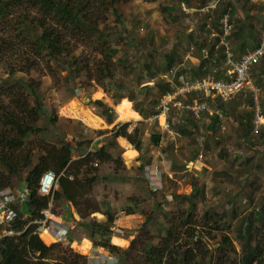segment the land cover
Instances as JSON below:
<instances>
[{"label":"trees","instance_id":"1","mask_svg":"<svg viewBox=\"0 0 264 264\" xmlns=\"http://www.w3.org/2000/svg\"><path fill=\"white\" fill-rule=\"evenodd\" d=\"M119 1L121 0H0V20L6 18L15 8H25V10L30 8L18 16L20 31L29 34L34 41V47L40 52H46L51 58H57L65 52V41L67 44L70 43L65 40L62 33H66V37L69 35L71 37H100V40L104 42H107L109 37L115 35L116 48L107 46V44L105 46L103 41L100 44V52L103 58L96 63L97 74L94 75L95 80L100 81L105 76L111 77L113 79L111 90L113 102L116 104L121 98L126 97L133 102V110L137 111L142 119H147L158 109V93L153 92L150 100L140 98L134 90V80L141 83L145 78H148L157 87H165V89L161 90L162 92L160 91L162 97L173 87L169 82L160 77V73L168 71L173 67H179L185 61L187 51L186 49L179 51L174 46H171V48L164 52L162 62L158 63L156 61V66L152 67L151 63L147 62V59L152 57L154 58L153 61H155L156 55L160 51H164L165 40L157 41L154 36L146 38L145 35L136 37L133 29L130 30V27L134 26L133 20H126L120 15L116 16L115 24L109 22L108 13L115 10V4ZM207 2L208 0H184V5L186 8L200 9ZM230 4L233 6V11L230 12V18L229 16L228 18L230 21L235 18L228 36L231 48H233L232 39L239 38L242 33L253 35L257 45L260 32L264 28V13H262L264 3L260 1L251 2V0H234L229 2L228 5L230 6ZM247 7L246 14L243 17L239 16V8L242 10ZM225 11L226 8H217L214 11L218 15L217 19H215L217 27L219 20L226 13ZM184 15L185 13L183 12L182 16ZM178 18L180 17L177 15L175 19L180 21ZM182 23L184 34L189 28L185 26L186 22ZM105 26L107 31L103 29ZM195 34L200 36V33L190 31L187 33L186 39L191 42ZM179 35H182V33ZM202 40L201 43L193 45V52L190 57H198L201 61L200 64L203 66L204 59L201 50L204 48L209 55H218L217 58L220 59L219 64L224 63L222 49L220 53L215 49L218 37L211 38L209 33H206V36ZM193 41H197V39L195 38ZM139 44V49L143 51L144 57L140 71L136 67L139 63H133L134 60L131 57L129 59L127 55V53L130 54V50H133ZM63 56H66V54L64 53ZM68 59L71 65L69 71L82 66L81 62H77L71 57ZM120 62H126L127 64L125 65H130L133 68L132 72L134 75L131 78L116 75V65L120 64ZM181 71H184V69L179 70L180 73ZM249 73L253 82L261 88V103L264 111V60L251 65ZM8 80H2L0 85V92L6 93L10 100V103L6 106L2 107V103L0 104V165L7 169L9 174H5L0 170V189L14 187L15 184L10 180L9 175H15L18 176L20 181L18 187H27L31 193V197L28 201H21L20 204L18 201L12 204L13 209L16 211V217L5 224L4 228L13 233L5 235L0 239V264H52V261H47V258L61 252L62 250L58 248L61 244L45 245L34 233L35 225H28L31 219L40 216L41 210L48 206L51 198L52 203L55 200H65L70 210H75L82 218L86 219L83 220L82 224L93 225L94 235L97 238L95 244L115 254L116 264H207L209 257L211 259L212 257H217L218 264H225L222 263L221 255L216 256L215 254L221 250L229 249L232 245V238L229 234L222 232L221 238L218 241V249H211L207 245L211 229L205 230L204 227L198 226L194 221L196 193L176 197L179 200H186V204L183 206L179 203L181 209L179 217L181 218L182 226L168 227L167 235L160 244H153L148 237L146 239L135 237L127 248L114 244L111 241L113 231L110 227L114 225L115 213L111 212L109 207H100L92 194V188L98 176L94 174L85 178H79L78 174L82 170L89 171L99 162L113 161L117 168L124 165V163L119 158H116L112 152L106 150L105 147H101L96 151L86 152L88 144L80 141L76 142L79 152L80 154L86 153L84 156L72 160V147L65 144L63 138L62 140L59 138V140L57 139L53 143L44 141L45 143L43 142L41 146L44 153L38 154V157L36 156L37 160L34 161L35 153L31 150L32 148L24 147V144L33 134L31 133L33 128L25 122L26 120L39 119V112L41 111L43 116L39 131H45L52 120L46 109L40 104L37 89L33 84L29 83L28 86L30 95L34 97V100L31 102L29 99L30 95L26 96L22 94L24 98L22 97L23 99L18 101L19 99L15 100L14 98L13 100L11 98V93L16 91V87L10 88L9 86H4V83H7ZM242 99L243 95L240 92L235 98L230 100H219L218 106L223 111L235 112L240 107ZM91 102L99 108V113H97L99 116L104 118L108 123L113 121L116 113L111 106L100 99H95ZM13 108H17L18 110L12 111L11 109ZM172 114L177 115V112L174 110ZM236 115L238 116L237 119H239L236 125L239 124L240 136L245 137V142H250L252 145L259 147L261 145L264 146L263 130L253 131L252 110L241 109ZM207 118H212L211 125L209 126L208 124V129L213 133L220 122L216 116H207ZM181 120L182 116L169 119L172 127L179 131L181 136L190 132L191 128H196L193 124L195 118H189L188 116L185 123ZM126 128L127 123H123L118 126L117 130L116 128L113 129L114 132L110 143L119 151H122L123 147L118 143L116 137L118 134H126ZM151 136H154L151 142L155 145H159L160 140L167 141V144L170 146L167 153L168 157L172 154L173 149L176 150L178 146L179 138L176 140L168 138L160 130H157ZM128 138L134 142L137 150L141 151L144 148V140L140 138L137 132L129 134ZM81 143L85 146H82ZM17 149L20 150V153L17 152ZM253 155L241 161V164L244 166H241V169L237 172L239 173L237 178L242 180V194L244 196L242 201L245 211L239 210V215H237L236 210L230 213L234 219H239L243 223L242 228L234 231V236L241 243L240 253L247 255L244 260L242 259V264H264V233L259 232V227L264 226V202L257 198L256 191V189H261L263 185L247 177V173L251 169L254 160ZM50 169L58 177L57 186L51 197L38 193V179L44 171ZM231 172L227 171L224 173L226 176L236 177L234 175L236 172ZM117 174L120 175L118 171L113 170V172L103 175L102 178L116 182L118 179L116 177ZM166 178L168 179V176L163 174L162 182L165 180L164 183H166ZM248 186L254 192L245 190V188L249 189ZM163 188L165 187L163 186ZM248 203H253V208H246ZM158 206H160L159 202L154 201V210L150 212L148 219H154L153 213ZM234 209H239V207H235ZM97 211L103 214L101 219L90 217L92 213ZM131 212V207L125 209L126 214H130ZM24 213L26 214L25 217H23ZM137 245H139L140 249L137 248ZM70 254L74 257V260L69 258ZM77 258H80V256L70 252L69 255H60L58 261L60 259V264H80L77 262ZM211 263L216 264V260L212 259ZM84 264H87L85 259Z\"/></svg>","mask_w":264,"mask_h":264},{"label":"rangeland","instance_id":"2","mask_svg":"<svg viewBox=\"0 0 264 264\" xmlns=\"http://www.w3.org/2000/svg\"><path fill=\"white\" fill-rule=\"evenodd\" d=\"M228 4L229 2L227 3L225 14L229 16L227 11H230L233 6L230 4L231 9H229L230 6ZM29 9L30 8L27 10H25V8H15L6 18L0 20V85L2 80L9 79L7 83H4V86H9L10 88L16 87V91L11 93V98L21 101L24 98L22 94L26 96L30 95L28 84H33L37 89L40 104L43 105L52 120L49 123L48 129L45 131H39V127L42 124L41 118L43 116L41 111L39 112V119L26 120L25 122L33 128L31 130L33 134L24 144V147L32 148L31 150L35 153V158H33L34 161L37 160L38 154L44 153L41 148L44 141L53 143L57 141V139L59 140V138L62 140V138L66 139L67 137L72 138L73 142L80 141L89 144L87 147L92 146V150L95 147L96 149L100 146L105 147L106 150L112 152L113 155L118 158L117 156L120 151L114 148L110 142L113 136V128L117 127L116 124L125 122L127 123L126 129L129 133L132 134L137 132L140 138H143L145 150L150 149L152 154L160 150L162 155L159 156L157 160L161 165L159 169L161 171L164 170L162 174L168 176L169 173L178 180L180 179L181 183L178 186H173L167 191L159 186V181L157 186H151L152 183H150V178L153 174L152 171L156 170L155 167L146 168L140 178L131 180V178L128 177V180H124L125 177L128 176L127 167L124 164L117 168L113 161L99 162L89 171L82 170L79 172V178H85L94 174L98 176L92 188V194L100 207H109L111 212L115 213L114 225L110 227L113 231L111 241L122 248H127L135 237L143 239L148 237L153 244H160L167 235L168 227L176 225L182 226V221L179 217L181 210L179 203L183 206L186 204V200H179V198L175 199L173 195L179 193L177 197H180V192L184 193L192 189L193 191L196 190V212L194 221L198 226L204 227L205 230L211 229L208 235L209 239L207 245L211 249L216 250L219 248V245L214 248V244L218 243L221 238V233L224 232L229 234L232 238L231 247L224 251L221 250L215 255H221L222 263L242 264V259L244 260L247 255H242L240 253L241 243L234 236V231L242 228L243 223L230 215L231 211L234 212V210L237 211V215H239V210L245 211L242 201L244 198L242 194V180L237 178L239 174L237 172H239L241 166H244L241 164V161H244L248 156L256 152V154L253 155L254 160L251 169L247 173V177L263 185L261 189H256V191L257 198L264 202V146L261 145L259 147L252 145L250 142L246 143L245 137L243 138V136H240L241 131L239 129V124L236 125L239 122L236 114L240 111H224V118L218 119L220 123L217 129L211 134H209L208 130L209 120L207 117L201 120H194L195 122L193 124L196 128H191L190 132L182 134L178 139L176 150L173 149L170 157L167 156L170 149L167 141H161L159 145H155L151 142V134L160 129L156 127L149 118L142 119L138 117L137 119L119 120L115 107L113 110L116 116L113 117L111 123H108L104 118L99 116L103 120L102 127L92 128L89 126L83 129L81 125L82 121L71 116V113L68 111L72 104H75L73 100L77 93H80V97H82L83 94L86 95L85 101H87V106L96 116L99 115L97 114L99 113V108L94 106L91 101L100 99L109 106H111V103L115 106L121 99H127L123 97L118 103L115 104L113 102V97L111 96L113 79L111 77L105 76L100 81L95 80L94 75L97 74L96 63L103 58L100 52V44L103 40H100V37L95 38L94 36L71 37L69 35L66 37V33H62L65 40L70 42L67 44L65 41L66 49L64 53L68 57L63 56V53L61 54L62 56L51 58L46 52H40L34 47V41L29 34L20 31L18 16L23 11H28ZM184 11H186V8L183 6L181 0H121L115 4V10L109 12L107 17L108 21L113 24L116 22L117 15H120L126 20H133L134 26L130 27V30L133 29V33L136 37L145 35L146 38L154 36L157 41L165 40L164 44L166 45L164 51H160L159 54L156 55L155 61H153L154 58L152 57L147 59V62H150L153 67L156 66V61L158 63L162 62L164 52L171 48V46H174L179 51L186 49L187 53L193 50L191 44L195 37H193L191 42H189L186 37L187 33L191 30H199V25L195 27V24H198L199 18L190 24L188 23L190 22L188 17L183 19L182 12ZM177 15L180 17L178 18L180 21L175 19ZM214 16L217 17L218 15L214 13ZM181 21L186 22L185 26L189 28L184 34ZM220 26L219 20L218 27L217 29L215 28V31H217L216 34L220 32ZM103 29L107 31L106 26L103 27ZM180 33H182V35H179ZM202 36H204V33L200 34V37ZM114 40L115 35L109 37L107 42H103L105 46L107 44V46L116 48L117 46ZM139 48L140 44L134 47L133 50H130V54L127 53V55L129 59L131 57L132 60H134L133 63H139L136 67L139 68L140 71L144 62V57L143 51ZM215 49H217L219 53L221 52L220 46L215 47ZM70 57L77 62H81L82 66L73 71H69L71 65L68 58ZM207 62L209 61L205 63ZM125 64L127 63L120 62V64L116 65V75L124 78H131L134 75L132 72L133 68ZM162 65L164 66L163 63ZM209 67L210 68H207V72L213 73V69L211 66ZM175 69L178 74L179 68ZM163 89H165V87H157V85L153 81H149L148 78H145L141 83L134 80V90L140 98H147L150 100L153 92H156L158 93L157 99L160 103V94ZM98 90L102 91L101 95L97 94ZM29 99L32 102L34 97L30 95ZM129 102L133 109V102L130 100ZM1 103L2 107L10 103L6 93L0 92V104ZM11 110L18 109L13 108ZM172 111L174 112V110ZM172 116L177 117L178 114H173ZM97 131L101 133V139H95ZM124 137L127 138L126 135H124ZM198 138L199 143L197 144ZM17 152L20 153V150L17 149ZM162 156L166 157L163 161L164 163L159 162L160 159H163ZM71 158L72 160L77 159L75 153L71 152ZM152 158H154V155ZM0 170L5 174H9L8 170L1 165ZM113 170L120 173V175H116L118 178L116 182L102 178L103 175L111 173ZM227 171H235L236 173H234V175H236V177L226 176L224 172ZM9 178L15 186L2 188L0 192L6 194L10 189L15 191L23 190L26 191L24 196L18 195L12 198L18 201L19 204L21 201H28L31 197L28 188L18 187L20 184L18 176L9 175ZM168 179L171 181L172 177H168ZM112 183H115V185ZM248 187L249 189L245 188V190L254 192L250 186ZM98 195H103L105 199L109 198L108 196L111 195L114 197V203H111L109 198L107 202L101 204V202L98 201ZM167 197L171 199L170 202H173V199H175L174 203L176 205L165 203ZM119 200H121L122 203L120 205L117 204ZM154 201L159 202L160 206H164L166 211L163 213L162 208L158 206L153 213L154 219H148L150 212L154 210ZM124 204L127 205L124 206ZM67 205L68 203L65 200H55V202L52 203V207L57 210L66 209L68 208ZM127 207L132 208L130 214L125 213ZM235 207H239V209H234ZM247 207L253 208V203H248L246 208ZM116 208H122V211L117 212L115 211ZM159 210H161L162 213H157ZM72 212L75 214V216H73L77 221L76 226H89L91 228V246L89 250L85 252L83 249L73 244L72 233L76 228L75 226L70 236L66 239L57 243L46 241L47 245L61 244L58 248L62 251L55 256L47 258V261H52V264H60L61 261L60 259L58 261V257L62 254L69 255L70 252L80 256V258H77V262L80 264H84V259L87 263V260L89 262L92 258L95 260L100 258V252H103V249L95 244L97 238L94 235L93 225L82 224L83 220L86 219L82 218L75 210ZM204 212L205 215H203ZM165 213H167V215ZM25 215L24 213L23 217H25ZM90 217L101 219L103 214L97 211L92 213ZM259 228V232L264 233V226ZM137 248L140 249L139 245H137ZM110 253L113 254L112 252ZM113 256L116 255L113 254ZM69 258L74 260L71 254ZM208 259L211 258L209 257ZM212 259H215L216 264H218L217 257H212Z\"/></svg>","mask_w":264,"mask_h":264},{"label":"built area","instance_id":"3","mask_svg":"<svg viewBox=\"0 0 264 264\" xmlns=\"http://www.w3.org/2000/svg\"><path fill=\"white\" fill-rule=\"evenodd\" d=\"M220 25L221 31L216 47H221L224 62L229 66L227 79L218 78L207 72L196 79L188 80L183 74H177L175 68L160 74L162 78L173 85L174 89L163 95L160 99L157 112L149 119L151 122L157 124L162 132L171 139H176L180 136L179 131L172 128L168 119L173 109L179 114L187 113L196 119L200 118L203 112L217 115L220 119H223L225 114L218 106V101H227L235 98L240 92L243 95V99L238 110H252L254 131L262 129L264 132L261 88L253 82L249 73L251 65L264 60V28L260 32L258 44L236 56L228 40L232 23L226 15L221 18ZM191 48L193 49V46ZM192 52L193 50L189 54ZM76 98L77 100L81 99L80 93H77ZM84 102H86L85 98ZM117 139L127 149L119 155L120 159L125 162L130 158L128 151L133 145L127 142L126 138L122 135H118ZM70 141L71 138L67 137L66 142L69 143ZM81 156L79 155V157ZM57 179L58 177L53 170L44 171L38 179V193L51 197L57 186ZM158 181L161 187L160 178H156L153 186H157ZM6 199H4L5 201L0 200V239L5 235L13 233L12 231L3 230L2 226L16 217V211L12 207L15 200H13L12 196L6 197ZM119 211L121 212L122 209H119L117 212ZM73 219V214L70 210L54 209L51 198L48 206L41 210L40 216L31 219L28 225H35L34 233L47 245V240L57 243L69 237L76 226ZM88 264H116V261L109 252H105V254L100 255V258L96 260L91 259Z\"/></svg>","mask_w":264,"mask_h":264},{"label":"crops","instance_id":"4","mask_svg":"<svg viewBox=\"0 0 264 264\" xmlns=\"http://www.w3.org/2000/svg\"><path fill=\"white\" fill-rule=\"evenodd\" d=\"M181 1H182V4H183V0H181ZM231 1L232 0H213V1L210 0V1L207 2V4L204 7L200 8L198 10L195 9V8H186L184 6L186 8V11L184 12L185 15L183 16V19H186L185 17H188V19L190 21L188 23L191 24L194 20H197L199 18L198 24H195V27L199 25L198 26L199 30H196V31L191 30V31L192 32H196V33H200V34L204 33L203 38L206 36V33H209V35L212 38L217 32V31H215V28L217 29V24H216V20H215V19H217V17L214 16V11L217 8L225 9L227 7V3L231 2ZM255 1H260V2L264 3V0H251V2H255ZM212 2H214V3H212ZM229 9H231V7H229ZM247 10H248V7L246 9H242V10L239 8V16L243 17L246 14ZM231 11H233V9H231L230 11H227V13L230 14ZM191 12L198 13L199 15L197 16V14H196V16H193L191 14ZM251 12H253V10H251ZM263 12H264V10H262V13ZM234 21H235V18L232 19L231 23L233 24ZM214 24H216V25H214ZM194 37L197 39V41H193V42H196V43H192L191 44L192 46L195 45V44H199V43H201L203 41L202 40L203 38L200 37L197 34L194 35ZM213 38H215V37H213ZM190 40H191V38H190ZM232 43H233L232 45H233V48H234V50H233L234 54L235 55L236 54L240 55L242 52L247 51L248 49H250L254 45H256V40L254 39L253 35H250L248 33H242V35L240 34L239 38H237V37L233 38L232 39ZM201 52L203 54V59H204V62H203L204 65L203 66L200 64L201 61H200V59L198 57H194V56L190 57V55L192 53L191 54L186 53L185 54V61L186 62L185 61L182 62L180 64V66L177 67V68H179V70H181L182 68L184 69V71H181V73L184 74L186 79L192 80V79L198 78L199 76L204 74V71L207 70V68H210L209 66H211V68L213 69V73L212 74H214L216 77L227 79V72H228L229 66L225 62L219 64L220 59L217 58L218 55H216V56L209 55L204 48L201 50ZM207 60H209V62L205 63ZM222 61H223V59H222ZM73 101L75 102V104L81 105L80 104V100H77L76 96H75ZM68 110H71V109L69 108ZM71 116H74V115H71ZM74 118H77L78 120L82 121L81 125H82L83 129L89 127L84 122L82 117L74 116ZM211 119H208L209 122H210V123L208 122L209 126L211 125ZM208 130H209V134H211L212 133L211 130L210 129H208ZM95 133H96V131H95ZM100 134L101 133L97 131V135L95 136V139ZM127 134L129 135L131 133H129L127 131ZM152 137H154V136H151V140H152ZM160 142H161V140H160ZM82 146H84V145H82ZM100 148H101V146L98 149H100ZM98 149H96V147H95L93 150L96 151ZM136 151L137 152L134 154L133 158L129 161V163L125 164V166L127 167V175H128L127 177H125L126 180H128V177L131 178V180L140 178L141 175H143V171L146 168H151V167H155L156 170H158L162 174V171H164V170L161 171L159 169V166L161 167V165L158 163V160H157L158 159V155L159 154L162 155L160 150H157V152L155 154L154 153L152 154V152H150V149L145 150V148H142L141 151L136 149ZM78 152H79L78 147L74 148L73 153L77 154ZM153 155H154V158H156V159L152 158ZM165 158L166 157H163V159H160L159 162L164 163L163 161H164ZM168 177H172V180L170 181L169 179L166 178L167 182L164 183L165 180H164V182H162V186H164L166 188V189L163 188L165 191L170 190V188H172L173 186H178L181 183L180 179L178 180L176 177H174L173 175H171L169 173H168ZM150 183H153V181L151 179H150ZM112 184L115 185V183H112ZM151 186H152V184H151ZM192 193H196V190L193 191L192 189H189L188 192H184V193L180 192V195H191ZM177 194H179V193H176V194L173 195V197L175 199L177 197ZM108 197L109 198H114L111 195L108 196ZM175 199H173V202H169L168 204L176 205L174 203ZM200 200H202V199H200ZM165 203H166V201H165ZM125 205H127V204H124V206ZM160 207L162 208V211L164 213L166 211L165 210L166 208L164 206H160ZM168 207H170V206H168ZM118 209L116 208V210H118ZM120 209H122V208H120ZM157 213H162V212H161V210H159V211H157ZM165 214L167 215V213H165ZM204 214H205V212L203 213V215Z\"/></svg>","mask_w":264,"mask_h":264},{"label":"bare ground","instance_id":"5","mask_svg":"<svg viewBox=\"0 0 264 264\" xmlns=\"http://www.w3.org/2000/svg\"><path fill=\"white\" fill-rule=\"evenodd\" d=\"M191 14L193 16H196V14L197 16L199 15L195 12H191ZM97 94L101 95L102 91L98 90ZM115 108L117 112V118L119 120L137 119L138 117H140L138 112L131 108V104L128 99H121V101L117 105H115ZM70 109L71 110L68 111L71 113V115L82 117V119L88 126L92 128L102 127L103 120L99 116L93 114L87 106L76 105L73 103ZM24 194H26V191H15L13 189H10L6 194H0V200H4L9 196H24ZM108 200L109 198L105 199L103 195H98V201L101 202V204L107 202ZM110 200L111 203H114L113 198H110ZM166 200V202L169 203L171 199L167 197ZM117 204H122L121 200H119ZM73 215L75 216V214ZM91 231L92 230L89 226L77 225L72 233L73 244L87 252L91 246Z\"/></svg>","mask_w":264,"mask_h":264},{"label":"clouds","instance_id":"6","mask_svg":"<svg viewBox=\"0 0 264 264\" xmlns=\"http://www.w3.org/2000/svg\"><path fill=\"white\" fill-rule=\"evenodd\" d=\"M183 6H185V5H184V0H183ZM184 12H185V11H184ZM225 15L228 17L227 14H224L223 16H225ZM228 19H229V18H228ZM220 20H221V19H220ZM229 20H230V19H229ZM230 22H231V21H230ZM232 25H233V24H232ZM220 31H221V30H220ZM219 33H220V32H219ZM219 33L214 35V36H218V39H219ZM214 36H213V37H214ZM254 46H255V45H254ZM173 68H177V67H173ZM171 69H172V68H171ZM165 72H166V71H165ZM162 73H163V72H162ZM178 73H180V72H178ZM204 73H207V70H205ZM160 74H161V73H160ZM181 74H183V73H181ZM211 74H212V73H211ZM183 75H184V74H183ZM213 75H214V74H213ZM201 76H202V75H201ZM214 76H215V75H214ZM160 77H161V76H160ZM184 77H185V76H184ZM199 77H200V76H199ZM161 78H162V77H161ZM185 78H186V77H185ZM163 79H164V78H163ZM195 79H196V78H195ZM164 80H165V79H164ZM169 84H170V83H169ZM170 85H171V84H170ZM171 86L173 87V85H171ZM173 89H174V87H173ZM173 89H171L170 91H172ZM167 93H168V92H167ZM164 95H165V94H164ZM85 97H86L85 94H84L83 97H81V99H80V104H81V105H85V104L87 105V101L84 102V98H85ZM162 97H163V96H162ZM162 97H161V98H162ZM158 106H159V105H158ZM111 107H112V108L115 107L113 103H111ZM157 110H158V109H157ZM173 110H174V109H173ZM239 111H240V110H239ZM156 112H157V111H156ZM156 112H155V113H156ZM176 112H177V111H176ZM155 113H154V114H155ZM172 113H173V111L171 112V114H170V116L168 117V119H170V118H174V119H175V118H178V116H182V120H181V121H182L183 123H185V121H186V117H188V116H189V117H193V116L190 115V114H187V113H186V114H183V113L179 114L178 112H177L178 116H177V117H173V116H172V115H173ZM224 114H225V113H224ZM152 115H153V114H152ZM152 115H151V116H152ZM183 115H184V116H183ZM139 116H140V115H139ZM151 116H150V117H151ZM207 116H208V113H207V112H203L202 115H201V117L198 118V119L201 120V119H203V118H205V117H207ZM213 116H216L217 119H220L217 115H210V114H209V117H213ZM150 117H149V118H150ZM193 118H194V117H193ZM207 119H209V118H207ZM195 120H197V119L195 118ZM123 123H125V122H121V123L116 124L117 127H114V128H116V130H117V129H118V126L122 125ZM152 123H153V122H152ZM170 123H171V122H170ZM154 124H155V123H154ZM171 125H172V124H171ZM252 125H253V124H252ZM155 126H157V127L160 129V127H159L157 124H155ZM114 128H113V129H114ZM172 128H173V127H172ZM173 129H174V128H173ZM116 130H115V131H116ZM174 130H175V129H174ZM260 130H261V129H260ZM160 131L162 132L161 129H160ZM253 131H254V129H253ZM113 132H114V131H113ZM126 132H127V131H126ZM254 132H255V131H254ZM256 132H257V131H256ZM162 133H163V132H162ZM179 133H180V132H179ZM163 134L166 135L165 133H163ZM118 135H122L123 137H124V135H126V136H127V138L125 137V138H126V141H127V142H130V143L133 145V147H131V148L129 149V151H128V154H129V156H130L129 160H127V161L124 162V161H122V160L120 159L119 155L121 154V152H123L124 150H127V149H126L125 146L121 145V143L118 141V143L123 147V149H122V151H120V152L118 153V156H117V157L119 158V160H120L122 163H124V164H128L129 161L133 158L134 154L137 152V151H136L135 144H134L133 141H131V140L128 138L127 133H126V134H118ZM118 135H117V137H118ZM100 136H101V138H102V135L100 134L96 139H101V138H99ZM117 137H116V139H117ZM180 137H181V134H180V136L177 137V138H180ZM168 138H169V137H168ZM177 138H176V139H177ZM199 138H200V137H199ZM199 138H198V142H197V144L199 143ZM176 139H173V140H176ZM63 140H64L65 144H67V145H71V147H72V151H71V152H72V153H73V151H74V148H77V147H78V146L76 145V142H73V141H72V138H71V141H70L69 143L66 142V139H63ZM117 140H118V139H117ZM88 145H89V144H88ZM76 146H77V147H76ZM91 147H92V146H91ZM91 147H90V146L87 147V148H86V152L93 151ZM203 147H204V146H203ZM78 149H79V147H78ZM86 152H85V153H86ZM85 153H84V154H85ZM84 154H80V152H78V153L75 154V155H76L77 158H80L79 155L84 156ZM82 156H81V157H82ZM159 156H161V155L159 154L158 157H159ZM162 158H163V156H162ZM71 159H72V158H71ZM154 171H155V172H154ZM154 171H153V174H152V176H151V178H150V179L153 181L152 184H154L156 178H160V182H161V185H162V174H161L158 170H154ZM152 186H153V185H152ZM161 187L163 188V186H161ZM4 188H5V187H4ZM8 188H10V187H8ZM8 188H7V189H8ZM1 189H2V188H1ZM15 201H16V200H15ZM67 207H68V205H67ZM66 209L70 210L69 208H66ZM70 211L72 212V210H70ZM116 211H118V210H116ZM72 214H74V213L72 212ZM73 218H74V216H73ZM73 220H75V219H73ZM6 224H7V223H6ZM4 225H5V224H4ZM4 225L2 226V228H3V230H6V229L4 228ZM75 225H76V222H75ZM6 231H9V230H6ZM105 252H109V254L112 256V258H114L113 254H111L110 251H108V250H104V249H103V252H102V253L100 252V255L105 254ZM92 259H94V258H92ZM114 260L116 261L115 258H114ZM87 264H88V260H87Z\"/></svg>","mask_w":264,"mask_h":264},{"label":"water","instance_id":"7","mask_svg":"<svg viewBox=\"0 0 264 264\" xmlns=\"http://www.w3.org/2000/svg\"><path fill=\"white\" fill-rule=\"evenodd\" d=\"M85 106H87V105L85 104ZM74 222H77V221L74 220ZM132 232H133V231H132ZM217 246H218V243L214 244V248L217 247ZM207 264H212V263H211V259H208V260H207Z\"/></svg>","mask_w":264,"mask_h":264}]
</instances>
